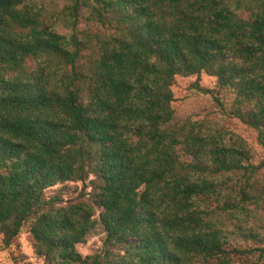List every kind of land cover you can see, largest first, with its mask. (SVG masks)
Wrapping results in <instances>:
<instances>
[{
    "label": "trees",
    "instance_id": "trees-1",
    "mask_svg": "<svg viewBox=\"0 0 264 264\" xmlns=\"http://www.w3.org/2000/svg\"><path fill=\"white\" fill-rule=\"evenodd\" d=\"M191 76L264 151V0H0L2 248L26 228L42 264H264V158L176 112Z\"/></svg>",
    "mask_w": 264,
    "mask_h": 264
},
{
    "label": "rangeland",
    "instance_id": "rangeland-1",
    "mask_svg": "<svg viewBox=\"0 0 264 264\" xmlns=\"http://www.w3.org/2000/svg\"><path fill=\"white\" fill-rule=\"evenodd\" d=\"M194 77H177L172 87L174 102L172 103L176 112L182 117L194 120H208L209 122L223 123L227 130L242 136L255 152L254 162L258 163L264 158V151L256 144L255 133L238 122V120L223 114L221 109L213 103L212 99L196 89L192 88ZM213 77L203 74L199 85L204 88H214ZM264 172V169L262 170ZM81 184L63 183L45 191V197L58 195L63 200L76 196ZM103 230L96 226L84 244H78L77 250L82 256L98 253L102 250ZM0 264H42V260L33 254L28 241L26 228L19 235L15 245L3 249L0 241Z\"/></svg>",
    "mask_w": 264,
    "mask_h": 264
}]
</instances>
